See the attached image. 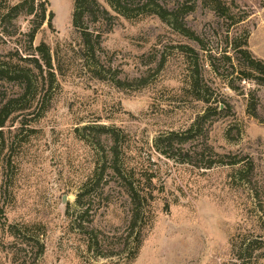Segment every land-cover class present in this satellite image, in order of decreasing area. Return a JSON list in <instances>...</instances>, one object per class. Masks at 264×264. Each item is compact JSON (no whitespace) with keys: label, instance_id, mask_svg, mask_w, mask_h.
Here are the masks:
<instances>
[{"label":"rangeland","instance_id":"374dc122","mask_svg":"<svg viewBox=\"0 0 264 264\" xmlns=\"http://www.w3.org/2000/svg\"><path fill=\"white\" fill-rule=\"evenodd\" d=\"M223 1L234 12L246 11L245 19L231 26L229 20L218 19L199 4L186 16L187 25L213 47L217 34H224L228 26L232 34L246 29L249 49L264 60V0ZM47 2L52 27L45 23L34 44L45 41L53 51L57 42L74 41L72 2ZM19 23L22 29L28 26L24 17ZM178 44L197 48L154 15L119 18L104 35L102 46L104 60L106 50L126 82L124 88L90 78L77 59L66 58L64 75H58L59 85H53L45 101L44 91L37 86L40 93L22 103L27 108L11 113L2 128L0 150V222H4L0 264H23V253H14L7 229L12 223L43 227L45 252L37 264H229L231 242L239 233L263 235L255 203L264 205V123L250 117L246 99L214 78L208 67L204 74L214 96L227 102L230 110L206 124L207 143L215 153L251 157L256 187L240 182L225 166L206 169L179 163L154 149L155 136L184 130L204 108L186 90L188 59L175 47ZM9 46L0 43V56ZM256 89L264 116V88ZM15 90L12 82L0 84V98ZM101 124L119 134V162L133 168L137 176L140 172L152 176L155 186L146 236L129 263L117 257L97 258L87 251L83 234L72 229L66 215L68 205L69 214L76 211L75 198L83 182L110 158L111 138L83 129ZM231 124L233 139L228 141L225 134ZM194 144L189 141L181 147L191 150ZM214 152L203 150L212 157ZM110 172L103 171L98 184L91 187L94 190L82 198L88 208L84 220L104 234L123 231L129 208L124 188ZM255 190L260 200L253 196Z\"/></svg>","mask_w":264,"mask_h":264},{"label":"trees","instance_id":"16d2710c","mask_svg":"<svg viewBox=\"0 0 264 264\" xmlns=\"http://www.w3.org/2000/svg\"><path fill=\"white\" fill-rule=\"evenodd\" d=\"M71 26L74 41L59 43L52 51L45 41L34 44L36 34L46 23L52 27V12L48 10L47 0H0V43L10 45L5 55L0 56V84L12 82L17 90L7 96L4 92L0 98V150L4 147L3 127L11 113L27 108L22 103L27 97L34 99L37 86H40L45 101L47 92L53 85H59L58 75H64L65 63L72 58L77 59L82 69L89 71L90 78L105 80L117 88H124L125 81L118 76V70L113 67L102 46L103 37L109 33L119 18L134 19L147 15L156 16L170 30L185 39L194 42L197 48L190 44L175 46L186 56L187 92L193 100L204 104L190 124L181 131L170 130L158 134L153 139L156 151L179 163H186L200 168L210 169L214 166H225L237 174L243 184L252 187L254 182V161L248 156H239L232 152L215 153L207 143L208 129L215 116H225L230 105L214 96L212 87L205 77V66L209 68L214 78L226 87L242 95L246 99L247 114L264 123L263 109L257 94L258 88H264V60L257 57L248 47L249 31L243 29L232 34L228 26L224 34L216 36V46H208L205 38L191 29L186 23V16L195 11L200 4L208 8L215 17L229 20V25L242 22L247 12H234L223 0H71ZM28 21L26 29H22L19 18ZM249 86L247 87V85ZM256 86V87H250ZM29 100V99H28ZM222 103V107L219 104ZM19 105V106H18ZM94 125V124H92ZM209 126V125H208ZM232 124L226 130L225 138L231 141ZM83 129L92 131L99 136L108 135L112 140L110 158L105 160L102 168L97 167L87 180L83 182L76 195L75 212L69 216L72 229L82 233L87 251L97 258L117 257L125 263L132 262L146 236L151 220L152 204L155 186L152 176L140 172L136 175L133 168L118 160V133L111 126L103 124L85 126ZM195 142L193 149H182L181 145ZM214 152L204 154L203 150ZM105 165V166H104ZM109 169L124 188L128 198L129 208L125 216L123 231L101 232L84 220L88 208L82 203V198L91 187L101 179L102 172ZM253 196L260 200L257 190ZM2 210H0V214ZM255 215L263 235L241 234L231 242L232 261L229 264H264V205L262 201L255 203ZM2 215H0V220ZM88 222V223H87ZM4 225V222H0ZM9 234L13 237L15 254L22 252L23 264H37L45 252V231L40 224L7 225Z\"/></svg>","mask_w":264,"mask_h":264}]
</instances>
